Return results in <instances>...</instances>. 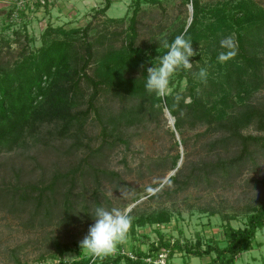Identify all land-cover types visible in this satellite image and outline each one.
<instances>
[{"label": "trees", "instance_id": "obj_1", "mask_svg": "<svg viewBox=\"0 0 264 264\" xmlns=\"http://www.w3.org/2000/svg\"><path fill=\"white\" fill-rule=\"evenodd\" d=\"M191 2V23L187 28L181 27L164 40L171 43L177 35L186 33L185 38H190L192 43H209L208 48L213 52L208 60H202L208 72L206 82H199L202 88L197 89L198 82L189 77L188 71L185 72L190 82V101L184 100V94L169 93L166 96H158L155 92L149 93L146 90L147 68L153 63L154 56L164 55L167 49L163 47L162 51H159L153 45V49L150 51L148 48V52L144 47L134 45L137 36V12L141 4V0H134L135 7L130 24L133 36L129 47H123L117 52L110 49L98 55L95 42L87 38L88 27L63 28L61 30L65 35L59 37L53 35L58 29L48 26L43 33L41 45L30 48L11 66L0 63V153L39 144L41 139L46 137L41 131L44 124L53 125L48 130L51 136H75L76 140L67 149V152L71 153L76 146L82 144L78 134L83 131L84 124L92 113L102 124L105 142L107 136L112 135L110 144L124 143L129 147L130 137L123 135L119 123L132 124L139 119L137 113L146 105L151 113L161 112L164 101V105L176 118L175 127L178 130L183 131L186 125L194 127L206 124L208 133L220 135L206 142V157L196 162L182 163L179 166L180 152L171 156L162 154L151 160L148 167L152 171L153 166L163 167L164 171L176 168V171L168 177L165 186L147 194L149 199L164 202L191 186L213 189L222 181L226 182L229 177L238 175L247 161L253 158L252 155L264 149V135L245 134L241 131L251 123H256L259 128L264 129V106L251 101L254 89L262 85L264 80L262 56L253 51L254 47L263 42L261 39L264 17L261 14H264V9L259 10L255 4L250 6L247 2L239 3L237 8L235 5L225 4L211 11L210 14L214 18L209 24L199 27L198 23L206 9L199 0ZM110 4L111 0H106L101 10L105 11ZM258 10L261 11V17L258 18L261 22L250 24L244 31L237 32L240 51L228 61L218 62V54L226 49H219L220 42H217L216 47L210 42H214L213 39L218 40L221 32L228 26L245 23L244 13L250 15L252 12L251 16L256 18ZM10 12H13V8ZM78 37H81L84 44V53L78 48ZM93 57L99 62L100 75H92L88 71ZM136 65H141V75L131 76V68ZM217 65H220V68L216 67ZM183 70L184 68L180 73L182 76ZM84 79L88 83L86 87L82 86ZM117 80L121 82L123 87H119L122 90L139 96L142 103L137 105V108L122 107L117 114L112 115L108 114L106 108L98 107L97 98L104 84L109 88L111 83ZM90 86L91 90H88ZM114 94L123 95L120 91ZM82 101L87 102L86 108L76 109ZM182 140L187 143L185 138ZM103 148L105 147L102 142L100 146L86 152L79 161H72L66 170L58 167L48 171L41 162H35V168L39 165L41 169L44 168L39 178L26 176L25 161L9 156L2 158L0 166H6L8 170L0 179V212L6 211L15 215L30 228H46L45 226L49 225L64 227L74 224L85 216L93 218L96 207H111L112 198L104 188L106 182L113 183L114 189L117 190L122 188L123 183L126 186L129 182L120 171L99 164L100 159L107 158ZM232 149L238 150V153L228 156L223 152ZM211 152H215L216 158H210ZM19 153L24 159L30 157L31 160L38 161L34 153ZM102 197L105 198L104 201ZM139 198L138 194L133 200ZM205 208L202 209L209 210L212 214L219 211L214 207ZM246 211V222L238 227L228 220L229 214L223 215L226 219L222 223L224 244L214 236L207 240L198 236L192 244L189 241L182 242L180 238H168L160 229V224L172 220L174 210L171 208L159 207L140 211L137 206L131 205L128 212L132 223L128 231L133 237H137L139 226L158 224L155 228L158 239L149 244L148 251L137 246L134 253L130 254L119 251L116 255L111 254L103 258L91 255L67 260L61 257L58 262L50 264H109L121 260H125L127 264H144L146 257H155L160 251L167 252L166 257H170L177 250H186L198 256L210 255V261L202 264H236L238 256L252 247L258 231L264 229V201L247 205ZM47 241L55 255L62 254L69 248L58 236L52 235ZM12 253L15 261L13 264H27L14 250Z\"/></svg>", "mask_w": 264, "mask_h": 264}, {"label": "rangeland", "instance_id": "obj_2", "mask_svg": "<svg viewBox=\"0 0 264 264\" xmlns=\"http://www.w3.org/2000/svg\"><path fill=\"white\" fill-rule=\"evenodd\" d=\"M6 0L4 12L0 13V63L4 66H11L16 59L23 56V53L30 48H36L42 44L43 33L48 26L57 28L53 35L63 37L65 33L63 28L88 27V36L95 43L96 53L102 55L107 50L119 51L123 47H129L133 31L130 27L131 16L134 12V0H111L110 6L102 11L106 0ZM200 4L206 9L203 12L199 27H205L214 18L210 13L214 9L223 5H235L237 8L241 2H247L250 6H256L257 9H264V0H199ZM7 2H10L9 4ZM8 5V6H7ZM13 8V12L10 9ZM259 9V10H260ZM254 18L248 13H244L246 18L242 25L228 26L221 32V37L213 39L210 42L216 47L217 42L228 35L235 37V52L240 51L237 41L238 30L244 31L248 25L261 22L258 20L261 11ZM264 17V14H261ZM251 16V17H250ZM193 19V5L191 0H141L140 8L137 12L136 28L137 36L134 45L142 46L147 51H151L153 45L159 51H162L164 40L181 27L187 28ZM264 26V22L262 21ZM74 33H71V35ZM260 44L253 48V51L263 59L264 74V30L262 31ZM75 35V34H74ZM215 38V37H212ZM100 40L101 42H98ZM77 45L80 52H85L81 37L77 38ZM216 41V42H215ZM209 43L198 41L192 43L193 50L198 54L189 58L192 63L191 69H184V75H180L183 68L178 69L170 79L169 93L184 94V100L190 101L189 95L190 82L185 72H189V77L198 82L196 88H202L194 74L199 72L203 65L202 60H208L213 52L208 48ZM212 46V45H210ZM220 50H224L219 47ZM148 51V52H150ZM153 58V63L149 67H154L158 63ZM216 62V61H215ZM98 60H93L88 66V71L92 75H100ZM216 67L220 68V65ZM216 67L214 69L216 70ZM131 76H140L141 65L131 68ZM209 71V70H208ZM118 80L111 83L108 88L106 84L100 90L97 98L98 107L106 108L108 114H117L122 107H136L140 103L139 96L129 94L122 90ZM88 83L85 79L82 86L86 87ZM119 89V90H118ZM88 90H91V86ZM120 91L123 95H116L114 92ZM166 94V95H167ZM89 95V94H88ZM87 95V96H88ZM165 95V96H166ZM86 96V97H87ZM216 96V95H215ZM251 101L261 103L264 106V80L262 85L255 88L251 94ZM162 111L150 112L149 106L139 110L138 120L132 124L125 125L123 122L119 126L123 129L124 136L130 137V146L126 147L124 143L110 144L109 139L113 136H102V124L94 114L87 119L83 131L79 132L78 137L82 144L76 146L71 153L67 152L70 144L76 140L73 135L60 137L50 135L49 128L52 124H44L43 131L45 138L41 139L42 144L29 146L28 148H18L16 151L0 153V160L9 156L15 159H21L26 163V176L39 178L42 175L45 166L48 171L61 167L62 170L68 169L72 161L74 163L80 160L86 152L92 148L100 146L103 142L104 152L107 158L100 159L99 164L113 168L122 173V176L129 182L128 185L122 184V188L114 189L115 185L106 182L104 188L106 193L112 198L111 207L118 209H128V207L137 206L138 210H152L159 207H168L174 210V216L171 221L160 224V229L165 236L171 239L180 238L181 241H189L192 244L198 236L203 239L216 237L224 244L222 223L226 221L224 214H229V221L235 226H243L247 218V205L258 204L264 201V149L257 154H253L251 160L242 168V171L235 176L229 177L227 181H222L216 188H205L202 186H191L175 195L173 199H167L164 202H158L155 199H149L148 193L159 190L165 186L167 179L174 174L176 168L164 171L163 167H148L151 160L163 155H173L181 153L178 165L182 163L196 162L202 157H206V142L210 138L220 135L218 133L210 134L206 131V124H199L191 127L186 125L183 131L175 127V117L170 114L168 107L162 102ZM87 102L82 101L76 109L86 108ZM248 134L264 135V129L258 127L255 123L241 130ZM174 133V134H173ZM186 139L184 143L182 139ZM45 142H44V141ZM107 144V145H106ZM40 145L42 148L38 149ZM78 147V148H77ZM34 153L38 161L25 159L19 152ZM224 152L225 155L233 156L237 151ZM39 152V153H38ZM210 158H216L215 152H211ZM35 162H41V165L35 168ZM8 167L0 166V179L7 173ZM224 183V184H223ZM123 193V195L121 194ZM139 199L133 200L135 195ZM122 195V196H121ZM105 200L104 197L101 198ZM214 207L218 212L212 214L209 210L202 208ZM206 209V208H205ZM95 223L94 218H83L74 224H68L64 227L59 225H49L46 228H30L22 220L6 211L0 212V264L15 263L12 252H16L21 260L27 264H50L60 260L61 257L72 260L79 256H91L86 250L80 248V241L88 234L90 226ZM158 224L139 226L136 236L133 237L128 231L126 239L118 244L116 250L112 253L116 255L119 251L134 253V249L140 246L148 251L149 244L158 239L156 227ZM58 236L62 243L69 248L62 254L56 253L49 244L50 236ZM167 252L160 251L155 257H146L144 264H202L210 261V255H193L186 250H177L170 257H166ZM148 262V263H147ZM264 262V229L258 231L253 245L250 249L243 251L237 258L236 264H262ZM109 264H127L125 260Z\"/></svg>", "mask_w": 264, "mask_h": 264}, {"label": "clouds", "instance_id": "obj_3", "mask_svg": "<svg viewBox=\"0 0 264 264\" xmlns=\"http://www.w3.org/2000/svg\"><path fill=\"white\" fill-rule=\"evenodd\" d=\"M185 36L186 33H182L177 35L171 43L165 41L163 47L167 49L166 53L155 59L158 63H154V67L147 68L145 87L149 93L155 92L158 96L166 95L173 74L180 68H192L189 58L198 53L193 50L191 39H186ZM220 47L226 51L218 54V62L223 63L233 58L236 55L234 35L223 37L220 40ZM194 76L201 82H206L207 69L201 67ZM93 218L95 223L90 226L88 234L80 241L79 246L94 257H107L116 250L118 244L126 239L132 217L127 209L109 210L100 206L95 208Z\"/></svg>", "mask_w": 264, "mask_h": 264}, {"label": "crops", "instance_id": "obj_4", "mask_svg": "<svg viewBox=\"0 0 264 264\" xmlns=\"http://www.w3.org/2000/svg\"><path fill=\"white\" fill-rule=\"evenodd\" d=\"M6 0H0V13H2V12H4L5 10H4V7H6V2H5ZM8 4L10 3V2H7ZM8 6V5H7Z\"/></svg>", "mask_w": 264, "mask_h": 264}, {"label": "built area", "instance_id": "obj_5", "mask_svg": "<svg viewBox=\"0 0 264 264\" xmlns=\"http://www.w3.org/2000/svg\"><path fill=\"white\" fill-rule=\"evenodd\" d=\"M42 1V0H41ZM18 2H21V0L20 1H18Z\"/></svg>", "mask_w": 264, "mask_h": 264}, {"label": "water", "instance_id": "obj_6", "mask_svg": "<svg viewBox=\"0 0 264 264\" xmlns=\"http://www.w3.org/2000/svg\"><path fill=\"white\" fill-rule=\"evenodd\" d=\"M171 114V113H170ZM131 207V206H130ZM130 207H128V209L130 208Z\"/></svg>", "mask_w": 264, "mask_h": 264}]
</instances>
